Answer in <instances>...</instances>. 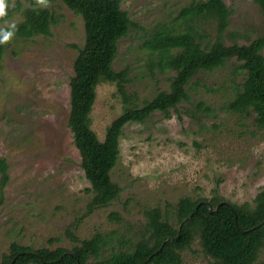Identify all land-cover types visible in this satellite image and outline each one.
Instances as JSON below:
<instances>
[{
  "label": "rangeland",
  "instance_id": "1",
  "mask_svg": "<svg viewBox=\"0 0 264 264\" xmlns=\"http://www.w3.org/2000/svg\"><path fill=\"white\" fill-rule=\"evenodd\" d=\"M192 1L120 0L133 24L118 40L112 61L116 72H124L120 87L107 80L96 87L89 119L99 139L126 107L169 91L175 72L156 67L142 44L157 24L170 22ZM224 1L230 9L227 44H247L264 33V15L255 0ZM6 3L7 9L17 8L0 18L4 30L33 5L30 0ZM40 5L53 15L50 33L12 36L0 63V158L8 175L0 203V259L13 241L70 248L74 241L68 231L80 239L114 231L112 243L87 260L111 264L114 254L147 235L149 209L157 207L175 222L185 197L254 205L264 190V128L251 108L233 105L246 70L230 56L221 66L198 70L185 87L187 97L175 107L154 109L121 126L117 158L108 171L119 192L108 204L88 210L93 192L68 124L74 44L84 42V23L60 1ZM215 33L216 21L210 20L201 42ZM182 254L184 264H212L198 241ZM260 255L264 258V250Z\"/></svg>",
  "mask_w": 264,
  "mask_h": 264
},
{
  "label": "trees",
  "instance_id": "2",
  "mask_svg": "<svg viewBox=\"0 0 264 264\" xmlns=\"http://www.w3.org/2000/svg\"><path fill=\"white\" fill-rule=\"evenodd\" d=\"M60 1L84 23V42L76 45L73 62L74 74L70 77V111L68 124L73 141L81 156V166L93 192L88 210L111 202L119 186L111 181L108 171L118 154V134L121 126L133 117H143L154 109L175 107L187 97L186 85L200 69L221 66L230 56L242 61L245 76L233 105L249 107L255 113L257 124L264 128V33L247 44H227L224 32L230 9L224 0H194L182 6L174 18L157 24L142 46L149 50L152 63L164 70H173L169 91H160L140 106L126 107L112 120L101 140L90 127L89 115L95 101L96 87L103 81H120L123 71L116 72L112 61L118 40L127 35L133 22L120 0H46ZM264 15V0H255ZM33 4L23 11V18L8 30L13 36L29 37L49 34L53 15L49 8L30 0ZM13 6L6 10L8 16ZM216 21L214 38L202 43L205 25ZM6 43H0V63ZM167 114L168 111H167ZM0 203L7 183V164L0 158ZM176 220L163 218L155 207L146 212L147 235L132 247L121 249L111 264H184L183 251L198 241L202 253L212 264H264V190L259 192L253 206L210 199L185 197L178 202ZM114 231L95 232L90 238L80 239L71 231L72 247L33 248L11 242L2 253L0 264H87L100 248L112 243ZM127 241L120 240V244Z\"/></svg>",
  "mask_w": 264,
  "mask_h": 264
},
{
  "label": "clouds",
  "instance_id": "3",
  "mask_svg": "<svg viewBox=\"0 0 264 264\" xmlns=\"http://www.w3.org/2000/svg\"><path fill=\"white\" fill-rule=\"evenodd\" d=\"M38 4H46V0H37ZM8 5L6 0H0V18L6 15ZM13 29L15 25L11 26ZM13 36V31L0 29V43H6Z\"/></svg>",
  "mask_w": 264,
  "mask_h": 264
}]
</instances>
